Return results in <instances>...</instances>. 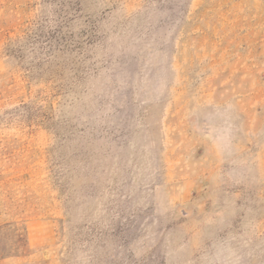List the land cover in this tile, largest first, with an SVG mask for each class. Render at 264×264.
<instances>
[{
  "label": "rangeland",
  "instance_id": "obj_1",
  "mask_svg": "<svg viewBox=\"0 0 264 264\" xmlns=\"http://www.w3.org/2000/svg\"><path fill=\"white\" fill-rule=\"evenodd\" d=\"M0 264H264V0H0Z\"/></svg>",
  "mask_w": 264,
  "mask_h": 264
}]
</instances>
